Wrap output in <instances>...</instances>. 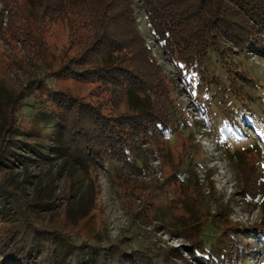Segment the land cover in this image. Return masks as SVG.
<instances>
[{"label":"trees","instance_id":"1","mask_svg":"<svg viewBox=\"0 0 264 264\" xmlns=\"http://www.w3.org/2000/svg\"><path fill=\"white\" fill-rule=\"evenodd\" d=\"M41 1L45 17L73 16L76 22L87 21L90 27H95L94 38L90 37L84 51L78 57H71L56 76L40 72L39 89L45 94L37 100L32 97L23 100L20 118L18 113L11 114L7 128L0 135L1 262L174 264L164 248L145 241L143 229L150 224L141 211L131 217L129 237L137 240L131 250L123 248L121 242L111 243L104 235H85L59 223L45 226L35 219L32 205L5 178L9 156L14 153L12 147L24 146L42 158L58 153L92 171L100 168L111 171L112 162L139 172L148 171L153 149L144 145L169 138L180 125L182 115L175 80L153 56L138 28L137 6L190 90L213 99L220 91L222 96L216 100H220V105L226 104L223 108L237 106L250 111L247 105L252 104L254 97L246 83L251 77L241 56L255 53L264 57V0ZM61 76L103 84L117 99L127 98L133 113H106L101 104L77 100L53 85V78ZM256 93V97L261 96L259 91ZM26 120L33 124L31 128L21 123ZM252 164L242 171V192L255 201L259 198L257 184L263 177L259 172L254 174ZM186 173L191 179L189 171ZM158 216L166 223L169 213L163 209ZM171 222L173 230L178 231L176 234L181 233L191 241L189 252L193 260L199 264H219L209 250L208 239L200 252L195 245L197 234L185 229L182 222L173 219ZM246 230L257 232L256 237L264 236V224L244 228L245 234L227 229L222 232L232 261L239 258V248L247 241ZM177 260L180 262L175 264H189L182 255Z\"/></svg>","mask_w":264,"mask_h":264},{"label":"rangeland","instance_id":"2","mask_svg":"<svg viewBox=\"0 0 264 264\" xmlns=\"http://www.w3.org/2000/svg\"><path fill=\"white\" fill-rule=\"evenodd\" d=\"M41 2L0 3V135L11 114L18 113L20 118L23 100H37L45 94L39 89L40 72L56 76L71 57L84 51L90 37L94 38L95 27L87 21L76 22L73 16L45 17ZM141 12L137 6L138 28L153 56L175 80L182 115L169 138L144 145L153 149L149 170L139 172L112 162L111 171H92L58 153L42 158L24 146H13L5 178L32 205L33 217L45 226L59 223L70 231L104 235L111 243L121 242L123 248L131 250L137 245V240L129 237L131 217L141 211L150 224L143 229L145 241L164 248L174 264L180 262L179 255L189 264L199 262L191 258V241L173 230L172 219L197 234L195 245L200 252L208 239V248L219 264H264L263 235L256 237L257 232L246 230L247 241L239 248V258L232 261L222 234L226 229L239 234L244 228L264 224V57L255 53L241 56L251 77L246 83L254 97L247 105L251 110L223 108L226 104L216 100L222 96L220 91V97L213 99L188 88ZM53 85L77 100L101 104L106 113H133L127 98L117 99L103 84L61 76L53 78ZM257 91L260 97H256ZM21 123L28 128L33 125L27 120ZM248 164L253 165L254 174L259 172L263 177L257 184L259 198L255 201L242 192V171ZM160 209L169 213L166 223L158 216Z\"/></svg>","mask_w":264,"mask_h":264}]
</instances>
